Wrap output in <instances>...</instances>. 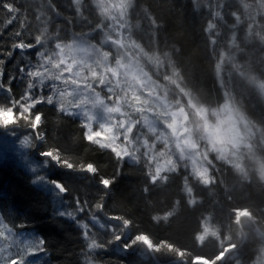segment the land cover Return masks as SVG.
<instances>
[{"label": "rangeland", "instance_id": "obj_1", "mask_svg": "<svg viewBox=\"0 0 264 264\" xmlns=\"http://www.w3.org/2000/svg\"><path fill=\"white\" fill-rule=\"evenodd\" d=\"M66 2L73 14L85 9L93 20L108 21L105 33H101L105 46H97L100 52L92 53L83 43L89 41L82 38L87 41L78 43L76 50L66 45L49 53L20 51L15 47L19 37L5 31L0 36V48L5 51L0 60L3 84L8 87L9 79L14 78L10 85L14 102L25 106L31 96L45 99L47 113L69 126L89 151L111 161L117 177L134 172L138 183L135 193L141 191L147 199L163 193L171 202L186 205L176 216L164 213L168 204H157L150 219L158 229L167 228L170 217L195 213V226L188 229L194 247L157 239L131 226L125 233L127 221L103 209L105 196L101 191L106 185L102 181L106 180L96 179L97 171L88 170L91 164H74L64 158L63 151L48 140V134L55 132L45 128L43 117L39 129L26 120L7 128L0 126V174L7 175L8 188L12 189L6 196L0 195V244L6 254H14L11 261L157 264L180 257L186 264H194V258L201 255L209 264H264V204L257 199L264 198V82H257L246 70L248 64L264 69V0H230L223 8L216 0H168L176 7L181 3L184 10L165 23L142 0ZM228 6L245 10V17L257 24L252 43L243 42V32L234 31ZM184 11L188 31L198 33L199 39L187 36L177 44L169 32L184 26ZM122 33L128 34L127 44L120 40ZM109 42L110 51L106 46ZM250 48L255 50L252 59L246 53ZM130 50L135 62L127 54ZM138 58L167 78V83L158 87L151 74L141 69ZM176 86L190 112L200 119L194 127L198 119L180 107L181 100L175 97L171 103L167 98L171 95L166 92ZM8 99L2 95L0 105L8 106ZM35 114L32 110L33 117ZM6 118L0 115V119ZM28 126L32 127L29 131ZM45 152L59 159L42 155ZM5 183L0 182V191ZM137 183H127L129 191ZM48 188L58 198L57 207L42 205L37 189ZM45 209L53 210L54 217L51 223L38 227L44 228L42 233L24 230L41 224L31 217H41ZM75 212L80 214L79 228H74L79 235L73 240L72 259H68L54 251L53 239L47 237L53 235L57 222L73 223L61 215ZM100 213L114 225L104 226L97 216ZM117 236L126 240L144 236L147 241L134 243L125 252L121 250L124 240H117ZM92 244L96 247L90 248ZM228 248L227 253L235 250L236 254L225 260ZM145 249L153 260L142 259ZM3 254L0 252V257Z\"/></svg>", "mask_w": 264, "mask_h": 264}, {"label": "trees", "instance_id": "obj_2", "mask_svg": "<svg viewBox=\"0 0 264 264\" xmlns=\"http://www.w3.org/2000/svg\"><path fill=\"white\" fill-rule=\"evenodd\" d=\"M228 1L230 0H217L220 8L225 7ZM3 3H12L15 11L13 13H9L6 9L0 6V27L2 26L5 27L6 25V28L9 32H13L16 35V37L17 36L19 37L18 42L16 41L15 47L17 45H22L23 50H21L20 48H16L17 50L20 51L39 50L41 52L49 53V52L59 51L62 47L66 45H69L70 47H72L73 50H76V46L78 43L87 40L89 42H83V43L91 47L92 53H95V51L100 52V50L96 48L97 46H103V45L105 46V44L103 43L101 33H105L103 29L104 27L106 28L108 21L101 20L98 22L97 21L92 22L91 21L92 13L88 12V10L85 9H82L77 15L73 14L72 12L68 11L66 0H0V5H2ZM142 3L151 10H153L154 13H156L155 15L157 19L164 23L168 19V17L170 18V16L171 18H174L178 15L176 17L178 18L179 17L178 12L180 13L181 11L182 13V11L184 10L181 7L183 6L181 3L177 4L178 7H176L175 6L176 4L174 5V3L168 2V0H142ZM27 6L29 8L28 13H26ZM172 9H174V11H172ZM238 13L240 15V18L245 20L246 11L243 10ZM21 18H25V21H22V23L18 21ZM186 18H187V13L185 12V17H184L185 22L183 24L184 26H180L178 30L173 31L174 33L169 32V37H171L172 42L179 44L187 36L189 37V39L191 37L198 38V33L196 35V33L193 32L192 30L191 32L188 31V22ZM190 19L191 18H189V22ZM9 20H12L11 24L8 23ZM191 21L193 20L191 19ZM111 23L117 28V30L120 28V26L117 23L115 22H111ZM252 23L256 24L254 21H250L248 23V25L252 26V30L248 31L249 44L252 43L255 37L257 36V30H256L257 24L254 27ZM234 25L236 26V24ZM127 35L128 34L125 33H122V37L119 35V37H121L120 40L122 44L124 43L127 44V40H126V38L128 37ZM82 38H87V40H84ZM106 46H108V51H110V49L112 48V43L109 42L108 44H106ZM246 51L248 55L247 57L252 59L254 57L255 50L250 48L249 50ZM4 54L5 51L0 48V60L4 58ZM127 54H129L130 58H132V61H134L133 60L134 55H132V50L128 51ZM138 60L140 61L141 69L146 70L151 74V76L153 77L152 81L157 83L158 87L164 86L167 83L164 79H162L163 77H160L159 74L154 71V69H151L149 65H147L143 61L142 58H138ZM246 70L250 75H252L256 79L257 82H259V80H263L262 81L263 84L264 82L263 68L254 69V67L251 64H248V66H246ZM0 81H2V76H0ZM166 93H168V95H171L167 97L169 102L174 103L175 97L176 100L180 99L181 101L178 102L179 104L181 103L180 107H184L189 112V114H191V116H194L195 119H198L196 124L194 123L192 127H194V125L199 124L200 122L199 117L196 116L194 112L193 113L190 112L191 109L186 103V101L182 99L183 98L182 95L181 94H180L181 96L179 95L180 92L178 91L177 86L172 87ZM2 95H7L10 100L11 98L15 100L13 96L14 95L13 90H11V95H9L6 91L0 89V99ZM158 95L160 96L159 93ZM37 101L40 100L35 99L33 96H31L29 105ZM43 101L44 103L37 104L36 107L33 109V111L35 113L37 112L43 113V117L45 118V121L47 120L45 128L50 130L53 129V131L55 132L56 136L51 132L50 134L47 133L48 140H50L51 143H54L56 146H58L61 152L63 151L64 158L68 159L70 162L74 164L89 163L93 165L95 170L97 171L96 179L104 178L106 181L110 182L109 185L103 187L105 188L104 189L105 191H103V193L101 191V195L104 194L105 197L109 198L108 203L104 204L103 209L112 211V213L116 216L119 215L120 217H123L127 221V222L125 221L127 227L131 226L135 229L143 230V232L146 234L149 235L153 234V236L157 237V239L163 238L167 241H171L176 245L182 247H192V246L194 247V242H192L191 240L189 230L193 229L195 226L194 223V221H196L195 213L193 215H189L188 213V215L186 214L187 216L183 214L178 219L171 221L170 223L171 225L168 226L167 228L160 227L158 229L155 222L150 219V214L153 212L152 210L154 209V207H156L157 204L166 203L169 205L171 202L169 196L167 194L161 193L158 194L157 197L155 196L147 199L143 197L144 195H142L141 191L140 193H135L136 189H138L137 186L138 183L134 180L135 177L134 172L126 173L127 176L124 177L122 176L117 177L116 175L117 173L115 171V167L112 164V162L108 161L103 155H100L98 152L95 153L89 151V149L85 145H83V142L80 141V138L73 133L72 129L69 126L65 127L64 124L61 123L62 122L61 120H59L58 118L57 119L52 118L51 115L47 113L48 109L46 107L47 106L46 100L43 99ZM186 129L188 131H191L194 128L192 129L191 127H186ZM59 134H62L61 135L62 138H57ZM5 176L7 175L0 174V182L2 181L6 183L9 182V181H5L6 179ZM130 182L137 183L133 186L135 190L133 189L129 191L127 183ZM245 182L249 183L247 181ZM136 194H141V195H139L138 197L136 196ZM237 194H240V192ZM257 199L260 201L259 204H264L263 197H258ZM227 202L229 204L230 202L229 198H226V203ZM222 210H223L222 208L219 209L220 214H222ZM31 219H32L31 221H40L41 225L46 224L45 222L46 220L42 219V217L36 216V217H31ZM58 227L56 226L55 228L57 229ZM56 229H54V231ZM52 242H53V249L59 256H63V257L65 256L68 259H72V255H73L72 253L75 252V247L72 239L69 240L66 238L65 240L51 241V243ZM68 245H71V247H68ZM0 252L1 253L4 252L6 254L5 248L1 244H0ZM234 254H236L235 250L228 252L225 256V260L230 259ZM13 256L14 254L11 252H9L6 255L3 254L0 257V264H10ZM142 256H143L142 258L143 260L152 259L147 249L144 250ZM34 264H40V263L37 262Z\"/></svg>", "mask_w": 264, "mask_h": 264}, {"label": "bare ground", "instance_id": "obj_3", "mask_svg": "<svg viewBox=\"0 0 264 264\" xmlns=\"http://www.w3.org/2000/svg\"><path fill=\"white\" fill-rule=\"evenodd\" d=\"M217 1V0H216ZM27 12L26 13H28V6H27ZM25 9V10H26ZM215 11H218V8H217V6L215 5ZM227 9H231V11H232V16H233V24L231 25V26H233L234 27V31H236L237 32V34H240L241 32H243V35H241L242 36V39H243V42L245 41L246 43L248 42V36H249V34H248V23L251 21L249 18H247V20H246V18H245V20H243V19H241L240 18V15H239V13L238 12H240L242 9L241 8H237V7H233V8H231V6H228L227 7ZM236 17L237 18H239L238 19V23L236 24V26L234 25V23H235V20H236ZM92 18V17H91ZM18 21H20L21 23H22V21H25V18H21V19H19ZM92 22H98V21H100L99 19L98 20H91ZM1 28V30H0V35H3L4 33H5V31H8L7 30V28H6V25H5V27L4 26H2V27H0ZM231 29H232V27H231ZM245 31V32H244ZM130 38V37H129ZM163 79V78H162ZM164 80H167V78L165 79L164 78ZM163 80V81H164ZM9 100V99H8ZM32 129V127L30 126H28L27 128H26V130L27 131H29V130H31ZM33 138V137H32ZM17 156H19V155H17ZM13 163H14V160H13ZM14 165V164H13ZM16 165H17V163H16ZM17 167V166H16ZM57 171L58 172H60V173H62V172H64V170H62V169H57ZM53 172V171H52ZM54 173V172H53ZM57 173V172H56ZM68 172H65V174H67ZM71 174V173H70ZM67 175H69V174H67ZM5 181H6V179H5ZM10 185V184H9ZM8 183H5V185H3L2 186V189H1V191H0V195H7V191H12V189H9L8 188ZM176 187V186H175ZM174 187V188H175ZM38 190V192L40 193L39 194V197L41 198V199H43L42 200V205H48L49 206V208H54V207H57L58 205H57V203H56V198L54 197V196H52L51 194H52V190L50 189V188H48L47 190L48 191H44L43 189H37ZM54 193V192H53ZM55 195V194H54ZM58 199V198H57ZM108 201H109V198H107V197H105L104 198V204L105 203H108ZM186 206V205H185ZM184 206V207H185ZM184 207L181 205V204H177V203H175V202H170V204L167 206V210L164 212V213H166L167 211L168 212H170V213H172V214H174V215H178L177 213H179L180 214V210H184ZM3 210H4V212H8L7 210H6V208H2ZM108 209V208H107ZM105 210V212L106 211H109V210H106V209H104ZM39 212L40 213H42V211L41 210H39ZM44 212L45 213H43L42 214V219H44V220H46L45 222L47 223L48 221L51 223L52 221H53V217H54V212H53V210L51 211V210H49V209H45L44 210ZM112 212V211H111ZM85 212H83V215H84V217H85ZM100 216V220H101V222H102V224L104 225V226H109V225H114V223H112L113 221H109L107 218H105L104 216H103V214H97V216ZM79 216H80V214H79V212H75V213H72V214H69V213H67V215H66V217H63L62 215L60 216L61 218H63V219H69L70 220V218L73 220V223H70V222H68V224L67 223H60V222H57L56 224H59L58 226H59V228H57L52 234V236H51V233L50 234H48V237H47V239L48 240H51V239H53V241H59V240H65L66 238L67 239H72V240H75L76 241V239H75V237H77L78 235H79V233L77 232V231H75V229L76 228H79L77 225V221L78 220H80L79 219ZM166 216L167 217H170V216H168L167 214H166ZM55 218H57V216H55ZM57 219H59V218H57ZM59 220H62V219H59ZM173 220H175L174 218H172V217H170V219H168L167 221H169V223H171V221H173ZM62 221H65V220H62ZM125 223V222H124ZM166 223V222H165ZM167 224V223H166ZM102 225V226H103ZM168 225V224H167ZM39 226H41V224H38V223H36L34 226L32 225V226H27V227H24V230H26V231H28V232H35V231H40L41 232V230H43L44 228L42 227V229H40V228H38ZM123 227H124V229H125V233H128L129 231H128V229H129V226L127 227L126 226V223L123 225ZM75 228V229H74ZM247 229H249V228H247ZM246 229V230H247ZM56 232V233H55ZM42 233V232H41ZM253 235H254V233H252ZM251 234V235H252ZM125 240L126 239H124V242H125ZM194 253H195V251L193 252V255H194ZM143 254V253H142ZM142 258H143V256H142ZM198 258V259H197ZM145 260V259H144ZM165 260H167V261H165L164 263H161V264H178L179 262H185V260H183L182 258H168V259H165ZM194 264H209L208 263V261L206 260V259H204V257H201V255H197L195 258H194ZM157 264H159V262H157Z\"/></svg>", "mask_w": 264, "mask_h": 264}, {"label": "snow or ice", "instance_id": "obj_4", "mask_svg": "<svg viewBox=\"0 0 264 264\" xmlns=\"http://www.w3.org/2000/svg\"><path fill=\"white\" fill-rule=\"evenodd\" d=\"M0 6H2L4 9H6L9 13H13L15 11L12 3H3ZM8 23L11 24L12 20H9ZM16 48H20L21 50H23L22 45H17ZM2 62L3 61H0V63H2ZM2 75L3 74L0 73V76H2ZM12 79H14V78L9 79L8 87H5L3 82L0 81V89H3L4 91H6L9 95H11V86L10 85H11ZM26 95H28V94H26ZM28 96H30V95H28ZM41 103H44V101L40 100V101H37L31 105L25 106L23 104H20L18 101L14 102V100L11 98L10 104L8 106L0 105V115L7 117L6 119H0V126L7 128L10 125H16L18 123V120H26V121H30L31 126L33 128L39 129L40 124L43 122V113L37 112L33 117L32 110L36 107L37 104H41ZM25 112L27 113V116L25 115ZM42 155L50 157L54 160L59 159L58 157H54L52 155V153H49V152L42 153ZM68 167H71V165H68ZM88 170L95 172L94 166H91V165L88 166ZM102 183L106 186L110 184L109 181H102ZM57 186L60 188H63L59 184H57ZM124 239H125L124 237L117 236V240H124ZM145 241H147V238L144 236H137V237L132 238V239H127V240H125L121 250L126 252L129 248L133 247L134 243L145 242ZM39 243H40V245H43L44 241L42 239H40ZM146 246H150V242L147 243ZM89 247L95 248L96 245L92 244V245H89ZM41 250H43V249H41ZM11 264H24V261H23V259H20L18 262L15 259V260L11 261Z\"/></svg>", "mask_w": 264, "mask_h": 264}, {"label": "flooded vegetation", "instance_id": "obj_5", "mask_svg": "<svg viewBox=\"0 0 264 264\" xmlns=\"http://www.w3.org/2000/svg\"><path fill=\"white\" fill-rule=\"evenodd\" d=\"M151 256V255H150ZM152 257V259H154V257L153 256H151ZM181 262H179L178 264H180ZM222 263V262H221ZM220 263V264H221ZM159 264H161V263H159ZM182 264H186V262H182Z\"/></svg>", "mask_w": 264, "mask_h": 264}, {"label": "water", "instance_id": "obj_6", "mask_svg": "<svg viewBox=\"0 0 264 264\" xmlns=\"http://www.w3.org/2000/svg\"><path fill=\"white\" fill-rule=\"evenodd\" d=\"M230 250V248H228L226 251H225V253H227V251H229Z\"/></svg>", "mask_w": 264, "mask_h": 264}]
</instances>
